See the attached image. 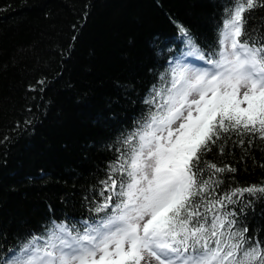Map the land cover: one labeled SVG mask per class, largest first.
Returning <instances> with one entry per match:
<instances>
[{"label":"trees","instance_id":"1","mask_svg":"<svg viewBox=\"0 0 264 264\" xmlns=\"http://www.w3.org/2000/svg\"><path fill=\"white\" fill-rule=\"evenodd\" d=\"M235 2L0 0V258L49 235L53 222L80 227L105 215L93 211L102 181L121 179L113 169L130 152L125 140L156 110L145 100L159 103L157 92L171 86L169 59L219 51ZM244 15L259 41L264 7ZM201 161L235 169L214 174L223 181L214 198L264 184L258 133L222 135ZM233 199L223 211H235L236 228L264 245V197Z\"/></svg>","mask_w":264,"mask_h":264},{"label":"snow or ice","instance_id":"2","mask_svg":"<svg viewBox=\"0 0 264 264\" xmlns=\"http://www.w3.org/2000/svg\"><path fill=\"white\" fill-rule=\"evenodd\" d=\"M256 7L264 0H236L220 50L199 54L206 66L178 65L170 88L157 92L160 102L145 100L156 110L125 140L130 152L113 169L121 179L102 181L93 211L105 215L80 227L53 222L49 235H33L0 264H264V245L236 228L235 211H223L233 197H264V184L214 198L223 182L214 174L235 169L201 161L229 132L264 139V37L252 39L244 15Z\"/></svg>","mask_w":264,"mask_h":264},{"label":"rangeland","instance_id":"3","mask_svg":"<svg viewBox=\"0 0 264 264\" xmlns=\"http://www.w3.org/2000/svg\"><path fill=\"white\" fill-rule=\"evenodd\" d=\"M190 60H196L198 61V58H196V56H194L193 54L191 55V53H188L186 54L184 57H181V58H178L176 61L172 60L171 63L174 65V66H183L186 64V62H189ZM204 62V61H203ZM190 66V65H189ZM205 63H204V67H205ZM143 264V262H142ZM152 264H156V261L155 260H152Z\"/></svg>","mask_w":264,"mask_h":264}]
</instances>
